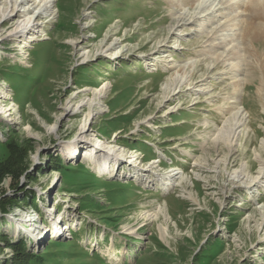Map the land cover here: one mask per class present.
Returning a JSON list of instances; mask_svg holds the SVG:
<instances>
[{
	"label": "rangeland",
	"instance_id": "obj_1",
	"mask_svg": "<svg viewBox=\"0 0 264 264\" xmlns=\"http://www.w3.org/2000/svg\"><path fill=\"white\" fill-rule=\"evenodd\" d=\"M210 3L0 14V264H264V0Z\"/></svg>",
	"mask_w": 264,
	"mask_h": 264
},
{
	"label": "bare ground",
	"instance_id": "obj_2",
	"mask_svg": "<svg viewBox=\"0 0 264 264\" xmlns=\"http://www.w3.org/2000/svg\"><path fill=\"white\" fill-rule=\"evenodd\" d=\"M54 1L55 0H2L1 1L2 6L0 8V12H1L0 14H1L2 18H5V19H11L10 17H12V16H20V15L24 16V21H25L24 25L23 24H19L14 29V32L12 33L14 35L23 36L27 32V30H26L27 26L33 25V19H32V14H31L33 12V10L34 9H36V10L38 9L39 10V14L38 15L48 14V12L51 11V8H52V5H53ZM184 1L186 3H188V4H192L193 5V0H184ZM238 1L239 0H211L210 4H212V5L215 4V6H214V10H212V12L210 14L217 15V12H218L219 9L227 8L228 11L225 13V17L229 18V20L235 21L237 18H239V16H241V14L235 12L236 11L235 4ZM261 1L262 0H252L253 9L261 8L262 7V5L260 3ZM203 9H204V7H203ZM203 9H202V11L198 12V14L201 15L202 12H203ZM208 10H211V9H208ZM263 10H264V6H263ZM205 13H206V11H205ZM197 15L195 16L193 21H197L198 19H201V18L205 17V16H197ZM190 19H191V17H190ZM190 19H188V20H190ZM182 21H183L184 24L186 23L185 22V18H181L180 22H182ZM257 27H258V25L255 26V28H257ZM232 29H234V28H232ZM190 66H192V65H190ZM184 68L185 67H183L182 69L184 70ZM182 78L183 77H181V79ZM105 88H106V85L101 90H98L97 94L100 95L101 92L103 91V89H105ZM244 111H240V109H239V110H237V112H235V118L234 117L233 118L236 119V122H234V123H233V121H232V123L230 122V126L231 127H233V126L234 127H242L246 123V115L244 114ZM231 127H230V129H231ZM232 139H234V138H232ZM80 142H82V141H80ZM231 143H233V142H231ZM231 143H229V144H231ZM66 147L68 148V152H69L68 154L71 157L77 151V149H76L77 147H74V146H72L73 148L69 147V146H66ZM88 147H91V150L88 152V155L86 156L87 159L92 161V163H95L96 165H98L100 171H102V170L104 171V169L105 170L109 169L110 163L112 161H114V158H115V156L114 157H110V155H114L116 153V150H114L113 148H111L109 146H105V145L99 146V145L93 144V143L91 145H88ZM173 175L175 176V174L172 173V174H170L169 177H172ZM242 175L235 176L233 178V181L234 182H239L241 180L243 181V178H240V176H242ZM39 233H41V232H39ZM36 237H38V236H36Z\"/></svg>",
	"mask_w": 264,
	"mask_h": 264
},
{
	"label": "trees",
	"instance_id": "obj_3",
	"mask_svg": "<svg viewBox=\"0 0 264 264\" xmlns=\"http://www.w3.org/2000/svg\"><path fill=\"white\" fill-rule=\"evenodd\" d=\"M22 247L23 248H25V244L23 243V245H22ZM204 254V253H203ZM21 255H23V253H21ZM202 256H204V255H200L198 258H199V262H201L202 261ZM25 260H23V261H25V262H28V260L30 259V256H29V254H27L26 253V257L24 258Z\"/></svg>",
	"mask_w": 264,
	"mask_h": 264
},
{
	"label": "built area",
	"instance_id": "obj_4",
	"mask_svg": "<svg viewBox=\"0 0 264 264\" xmlns=\"http://www.w3.org/2000/svg\"><path fill=\"white\" fill-rule=\"evenodd\" d=\"M65 229H64L65 233L63 235H65V236H71V228H68L69 229L68 231H66ZM58 235H61V234H58ZM53 236H57V235H53ZM34 241L36 242V239L35 238H34Z\"/></svg>",
	"mask_w": 264,
	"mask_h": 264
}]
</instances>
